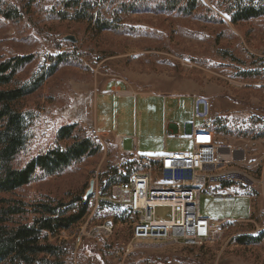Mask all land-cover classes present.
<instances>
[{
    "label": "rangeland",
    "instance_id": "374dc122",
    "mask_svg": "<svg viewBox=\"0 0 264 264\" xmlns=\"http://www.w3.org/2000/svg\"><path fill=\"white\" fill-rule=\"evenodd\" d=\"M68 1L73 0H0V62L32 56L5 87L30 82L49 68L50 58L38 69L45 51L68 54L17 103L32 115L31 138L13 165L21 167L55 145L66 124H76L74 136H88L101 149L61 173L0 193V200L88 198L78 223L49 235L52 242L68 244L71 264H264V0H196L192 11L170 8L166 0H76L87 8L80 17ZM247 6L261 13L235 20ZM6 9L11 17L4 15ZM102 24L107 25L99 28ZM67 35L76 41L65 40ZM112 86L138 93L117 94ZM192 95L210 99L215 126L224 133L218 140L234 149L235 169L253 181L229 184L226 190L238 194L235 202H216L213 190L204 191L201 213L215 221L241 220L203 245L134 238L131 216L111 196L113 184L127 175L126 168L119 170L129 154L96 123L122 135L126 151L132 149V136L140 155L189 151L193 144L185 132L193 120ZM165 124L169 130L178 126L182 136L165 140ZM155 217L170 219L172 210L157 206ZM105 220L114 221L112 231L101 227ZM130 243L141 245L124 248Z\"/></svg>",
    "mask_w": 264,
    "mask_h": 264
},
{
    "label": "trees",
    "instance_id": "16d2710c",
    "mask_svg": "<svg viewBox=\"0 0 264 264\" xmlns=\"http://www.w3.org/2000/svg\"><path fill=\"white\" fill-rule=\"evenodd\" d=\"M165 4L173 9L179 6L192 11L196 0H166ZM66 5L76 9V17L85 15L83 13L87 8L78 5L76 0L68 1ZM4 13L11 17L8 9ZM260 13L252 6L243 7L235 20L248 19ZM67 57L65 52L50 55L52 64L49 68L38 73L32 81L17 82L12 87L5 86L15 81L16 74L31 61L32 56L17 55L0 62V86H3L0 88V193L14 192L39 176L61 173L74 162L101 149V145L95 144L88 136H74L76 124H66L57 131L58 142L55 145L34 155L21 167L13 165L31 138L32 115L20 110L17 103L37 90L47 75L54 73ZM214 129L217 134H224L221 128L215 126ZM67 140L72 141L60 144ZM127 178V175L121 177L122 180ZM87 209L88 198L83 196H75L69 202L49 197L31 202L20 198H1L0 264H71L67 260L68 244L52 242L49 235L56 236L74 226L86 215ZM29 214H32L30 219Z\"/></svg>",
    "mask_w": 264,
    "mask_h": 264
},
{
    "label": "built area",
    "instance_id": "2783aa9c",
    "mask_svg": "<svg viewBox=\"0 0 264 264\" xmlns=\"http://www.w3.org/2000/svg\"><path fill=\"white\" fill-rule=\"evenodd\" d=\"M50 51L41 56L38 69L49 62ZM117 94L122 92L113 89ZM193 120L186 125L185 137L190 139L193 149L189 151H164L159 154L140 155L137 152L136 137H132V149H124V138L117 137L116 143L123 153L129 154L124 167L127 180L120 179L111 189L114 203L127 210L134 238L181 243L188 246L203 245L216 240L223 232L241 219L223 218L211 220L201 213V196L204 191L213 190L216 202H235L238 194L227 191L229 184L241 182L252 185L247 174L235 169V151L218 140L214 129L215 119L209 98L202 95L192 97ZM197 120H201L198 124ZM182 136L177 126L167 129V137ZM221 148L227 152L222 154ZM168 206L172 210L170 219H157L155 207ZM114 221L105 220L102 228L112 231ZM98 234L100 230H94ZM156 243V242H155ZM141 244H127L124 248H138Z\"/></svg>",
    "mask_w": 264,
    "mask_h": 264
},
{
    "label": "crops",
    "instance_id": "0c3cea01",
    "mask_svg": "<svg viewBox=\"0 0 264 264\" xmlns=\"http://www.w3.org/2000/svg\"><path fill=\"white\" fill-rule=\"evenodd\" d=\"M116 86H112V91H113V89L115 88ZM122 93L121 94H123V95H132V94H137L138 92H136V91H131V90H129V89H122L120 86H119V88H118ZM173 96H175V95H173ZM192 97H193V95H192ZM96 126H97V129H98V131L99 132H102V133H105V134H108V135H110L111 137H114V138H117V137H121V138H124L122 135H120V134H115V135H113L111 132H109V131H106V130H100L99 129V127H98V124L96 123ZM133 137V136H132ZM131 137V138H132Z\"/></svg>",
    "mask_w": 264,
    "mask_h": 264
},
{
    "label": "water",
    "instance_id": "95a60500",
    "mask_svg": "<svg viewBox=\"0 0 264 264\" xmlns=\"http://www.w3.org/2000/svg\"><path fill=\"white\" fill-rule=\"evenodd\" d=\"M65 40L75 42L76 38L73 35H67V36H65ZM93 185H94V182L92 181L91 182V189L87 192L86 196H89V194L91 193Z\"/></svg>",
    "mask_w": 264,
    "mask_h": 264
},
{
    "label": "bare ground",
    "instance_id": "6f19581e",
    "mask_svg": "<svg viewBox=\"0 0 264 264\" xmlns=\"http://www.w3.org/2000/svg\"><path fill=\"white\" fill-rule=\"evenodd\" d=\"M220 152H222V154H225V152H227L226 148H221Z\"/></svg>",
    "mask_w": 264,
    "mask_h": 264
}]
</instances>
